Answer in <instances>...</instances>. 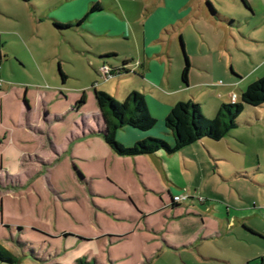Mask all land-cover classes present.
I'll list each match as a JSON object with an SVG mask.
<instances>
[{
  "label": "rangeland",
  "instance_id": "374dc122",
  "mask_svg": "<svg viewBox=\"0 0 264 264\" xmlns=\"http://www.w3.org/2000/svg\"><path fill=\"white\" fill-rule=\"evenodd\" d=\"M50 1L53 0H0V86L10 89V93L3 92L4 89L3 94L0 95L2 105L0 127L3 126L2 137L6 138L9 131L10 133L12 131V134L24 141V147H16L15 142L12 144V152L19 158L16 161L18 164L12 165V171L16 170L15 176L2 171L6 167L7 158L3 156L1 160L0 224H48L50 232L27 231L23 232V236L30 239L31 236L37 237L41 234L45 244L50 243L53 247H57L59 243L58 249L62 253L58 260L64 257L65 261H70L77 256L95 252V241H79L78 237L81 236L73 233L76 230L79 231L77 224H92L95 227L98 223L118 224V226L110 227L111 233L113 236H123L124 229L122 230L119 225L122 221L120 222L117 218L119 216L128 218L135 209L133 206L126 205L128 203L132 205V200L142 204L145 202L144 197L152 191L148 189L146 191V188L138 181L135 190L123 188L121 182L117 183L111 179L110 161L104 158V154L99 150L88 147L77 149L74 158L71 157V151L66 150L62 156L66 157L67 162L63 164L61 158L51 165V170H46L51 163L42 162L40 156L47 157L50 152L48 145L45 144L48 131L53 130V141H58L60 136L56 135L68 130V126H72L75 122L73 116H76L75 113L67 110L69 106H65L63 99L57 98V91L54 89L59 87L63 89L62 95L69 96L70 92L76 89L81 91L93 83L96 86L102 85L99 88L106 92L109 78L108 75L103 74V68L107 66L99 65L101 61L94 51L115 49L116 52H113L112 56L105 54L108 52L98 53V55H106V57L101 56L102 59L104 58L103 62H115L122 55L120 51L133 50L137 45V41L134 43L131 38L95 37L84 30L80 24L76 26L71 22L60 23L46 15L40 17L36 16L38 13L34 14L33 7L46 8ZM114 1L121 13L124 10L123 16L126 21L131 20L137 25L139 23L136 21L134 11L142 9L140 16L141 19H145L147 11L151 6L153 7L151 3L155 2V0ZM171 1L174 3V0ZM246 1L248 5H251L250 8H247L242 0H180L174 3L171 12H174L178 20L176 24L167 25L164 28V36L161 37L163 41L156 42L161 45V49L169 50V60L174 67L176 66L178 81L181 78L177 72V65L179 63L184 65L185 54L190 62V70L194 65L205 68L197 71L196 80L206 77L203 80L207 81L205 84L209 87L196 89L197 95L203 94L205 89L208 91L207 94L210 91L216 94L217 87L211 85L220 86L225 83V77L218 76L219 71H215L217 66L224 67L227 74L231 76L233 74L240 77L238 71L242 74L248 72L252 68V61H258L264 56V0ZM89 7L86 4V12ZM58 11L59 9L56 10ZM114 16L119 22H124L122 18ZM168 19L169 16L166 20ZM54 22L69 26L56 28L53 26ZM12 32L15 34L12 35ZM137 32L139 35L140 26ZM180 39L183 42V48ZM138 43L140 45L139 41ZM14 55L28 64L30 63L27 59L30 58L35 68L33 71L36 70L37 75L29 70L28 64L21 67L22 62L17 61ZM36 63L39 64L36 65ZM92 63L96 67L92 66ZM58 68L66 75L63 82L58 75ZM40 69L44 73L45 80L40 76ZM263 74L264 72L261 76ZM261 76H254L253 81ZM250 80L251 78H246L245 81ZM180 81L186 85L182 80ZM13 86L20 87L21 91L24 86H27L28 92L24 93L27 108L33 106L31 93L37 95L40 106L42 103L41 109L31 110L32 120L23 119L13 101L7 102ZM115 87V85L112 86V91ZM116 89L119 90L120 85ZM53 90L54 95L44 96L45 92L51 93ZM189 95L192 100L191 94ZM109 96L117 102L123 99L113 92ZM236 100H240V94L237 95ZM88 102L84 100V105H88ZM54 115L59 116V120L56 121ZM5 121L8 125L4 124ZM26 127H28L27 131L24 130ZM104 145L107 147L106 144ZM208 149L212 153H218L216 161L208 156L206 148H186V150L194 151L196 155L194 159L199 161L198 182L196 181L199 184V190L187 192L190 199L196 202L198 209L214 206L216 213L220 211L217 206L224 205L230 209L228 210L230 216L243 212L241 218L245 222L264 224V217L251 211L254 208H264V108L244 105L237 118V126L221 139L210 141ZM98 156L102 161L104 160L103 165L108 176L103 175V165L96 163ZM73 168L76 169L77 176L72 175ZM235 171H249L251 176L248 179L233 178L230 174ZM37 174L39 175L37 179H26V176ZM189 176L193 180L197 177L193 174ZM154 178L155 187H165L164 191H166L168 187L163 176H159L158 169L155 171ZM150 182H153L151 178ZM114 183L118 185L116 187L119 190L113 189ZM169 187L173 189L171 184ZM135 193H138L142 200H138ZM186 201H189L188 198L179 201L178 204H184ZM224 223L228 224L227 221ZM58 226L69 227L71 230H65L64 235L62 231L55 230ZM72 228L76 230L73 231ZM80 228L83 230L81 226ZM6 235L9 237L8 230L0 228V245L11 250L13 254L17 250L14 245L8 247ZM18 235L23 238L21 233ZM157 237L159 245L161 241L159 236ZM56 239L59 242H56ZM127 245L131 246L132 243L125 242L122 247L126 248ZM120 246L121 243L115 249H119ZM231 250L230 247L229 252ZM96 254L100 256V251ZM149 261L148 257L142 256L138 264H150ZM156 264H169V253H165Z\"/></svg>",
  "mask_w": 264,
  "mask_h": 264
},
{
  "label": "crops",
  "instance_id": "0c3cea01",
  "mask_svg": "<svg viewBox=\"0 0 264 264\" xmlns=\"http://www.w3.org/2000/svg\"><path fill=\"white\" fill-rule=\"evenodd\" d=\"M176 1L180 0H174V3ZM92 3L97 4L99 8L90 12L87 18L80 23V26H83L84 30L95 37L105 39L131 38L134 43L137 41V45L134 46L133 50L120 51L122 53L119 58L120 63L118 62L119 59L115 61L116 63L102 61L104 58L102 59L101 56H112L113 52H116L115 49L94 51L99 61H101L99 65L105 64L107 68L109 67L106 92L109 95L113 92L116 96L124 98L131 91H141L148 113L156 120L155 125L146 131H140L127 125L119 127L115 131V139L124 146H130L135 141L148 136L160 137L168 143H173V135L164 127L163 119L175 103L189 100V94H191L193 101L199 105L203 104L200 108L205 113L204 115L214 117L222 103L236 100L237 95L249 83L253 82L254 76H261L262 72H264V56L258 61H252V68L248 72L242 74L241 71H238L241 75L240 77L233 74L231 76L227 74L224 67L217 66L215 71H219V73L216 72L219 74L218 76L225 77V83L220 86L211 83V86L218 89L216 94L210 93L211 91L207 94L208 91L205 89L203 94L199 93L197 95L196 89L208 88L209 86L205 84L207 81L203 80L206 77H200L196 80L197 71L205 68L200 65H194L189 70L188 83L183 85L180 81L181 79L177 80L176 66L174 67L171 60H169V50L166 48L161 49V45H158L156 42L163 41L161 37L164 36V28L170 23L176 24L178 20L174 16V12H171L174 5L171 0H155V2H152L153 7L151 6L147 11L145 19H141L140 16L142 9H136L134 15L139 25L131 20L126 21L123 16L124 10L121 13L114 0H77L75 2L73 0H53L50 1L46 8L33 7L32 10L34 14L38 13V15L35 14L36 16L43 17L46 15L53 21L60 23L71 22L74 25L75 20L80 19L86 13V4L90 6ZM249 7H251L250 4ZM57 9H59L58 12H56ZM114 15L122 18L124 22H119ZM167 16H169L168 20H166ZM138 26H140L139 35L137 32ZM14 34L12 32V35ZM138 41L140 45H138ZM102 52L108 53H105L106 55H98V53L101 54ZM14 57L17 61H21L16 55ZM27 60L31 64L30 58ZM122 60L125 61V64H122ZM27 64L22 62L20 66L25 67ZM30 64L27 65L29 70L37 75V71H33L35 69L34 65ZM91 65L95 66L93 63ZM182 68L183 63H179L177 65V72L180 78ZM39 71L41 78L45 80L42 69ZM123 71L127 73L125 74ZM117 72H122V74L116 75L115 73ZM246 78H251V80L246 82ZM113 85L116 87L120 85V89L117 90L115 87L112 91ZM92 86L100 89L99 87L102 85L96 86L91 83L86 89L81 91L80 89H76L70 92V98L66 94L62 95L61 90L63 91V89L59 87L54 89L57 91V98L63 99L65 106H69L67 110L70 113H75L76 116H73L75 122H73L72 126H68V130L63 131L60 135H56L60 136L58 141H53V130L50 129L48 131L45 144L48 145L50 152L47 157L40 156L42 162L47 161L51 163L46 170H51V165L61 158V162L65 164L67 159L62 154L66 150H70L71 157L74 158L77 149L80 150L81 148L85 149L88 147L89 149L99 150L104 154V158L106 157L110 161V176L113 181L117 183L121 182L122 187L125 189L132 188L134 190L135 187L137 188L138 181L146 188V191L148 189L152 193H148L144 197L145 202L142 204H138L132 200V205L130 203L126 205L128 207L133 206L135 209L133 214L129 215L128 218L121 216L117 218L120 222L122 221L119 225L122 230L124 229L123 236H113L111 233L112 229L110 227L118 226V224L98 223L96 227L92 224H77L79 225V231L72 228L73 231L76 230L73 233L82 237H78L79 241H95V252L81 257H84L85 260L88 258L93 259L94 264H138L141 257L145 256L150 259V264H156L165 253H169V264H264V224H249L245 222L241 218L243 212L230 216L228 214V210L230 211V209L224 205H218L217 208L220 211L216 213L214 206L198 209L195 205L196 202L190 199V197L188 198L189 201L184 202V204H171V197L173 195L181 192L189 193L191 190H199V184L196 183V181L198 182L197 166L199 161L194 159L196 156L194 151L186 150V148H206L208 156L216 161L218 153H212L208 149L210 141L213 140L202 138L172 154L156 151L154 153L134 156L115 155L108 146L104 145L105 143L97 134L98 130L104 127V119L94 101ZM4 89L5 91L3 92L10 93V89L7 90V87L0 86V95L3 94L2 90ZM11 89L12 93L7 98V102L11 103L13 101L19 115L23 119L32 120L30 116L31 110L33 108H42V103L40 106L37 95L31 93L33 94V106L27 108V102L24 99V93L28 92L27 86H24L22 91L20 87L16 86H13ZM54 90L52 91L53 93L45 92L44 96L49 95L51 97L55 94ZM237 92L239 93L237 94ZM81 93L84 94V100L89 101L88 105H84L83 103L78 109H73L72 105ZM58 118L59 116L54 115L56 121L59 120ZM4 124L8 125L6 121ZM2 127H0V165L4 156L7 158V164L2 171L15 176L16 170L12 171V165L18 164L16 161L19 158L14 156L12 144L15 142L14 145L16 147H24V141L12 134V131L11 133L9 131L6 138L2 137ZM24 130L27 131L28 127L24 128ZM96 158V163H99V165L104 164V160L102 161L100 156ZM12 159L14 160L13 163ZM155 168L158 169L159 176L162 175L165 180L166 187H168L166 191H164L165 187H155ZM71 173L72 175H78L74 168L71 170ZM190 174L197 175L196 179L193 180L189 176ZM103 175L108 176L104 165ZM230 176L237 179H248L251 174L249 171H235ZM221 177L226 179L223 175ZM27 178H31V180L37 179L39 175H29L26 176ZM150 178L153 181L152 183L150 182ZM169 184L172 185L173 189H170ZM116 186L118 185L114 183L113 189L117 190ZM135 196L138 200H142L138 193H135ZM115 197L118 198L117 196ZM251 211L264 217V208L262 207L254 208ZM225 221L228 224H225ZM6 225L7 227H4L3 224H0V228L8 230L9 237L15 234L17 227H20L22 237L25 240L27 238L23 236V232H50L48 224ZM55 230L64 232L65 230H71V228L58 226ZM157 236H159L161 241L159 245ZM9 237L6 235L5 239H7L8 247H12L13 244L8 240ZM41 237V234H39L37 237L31 236L27 240L36 249V252L39 254L38 256L44 260L41 262L32 258H20L14 264H75L74 261L76 258H79L78 256L70 261H65L64 257H62V260H58L62 253L58 249L59 243L57 247H53L50 243L45 244V240L41 239ZM124 240L125 242H131L132 245H127L128 247L126 248L125 246L122 247L125 243L122 242ZM55 241L59 242L58 239ZM120 243V248L115 249ZM230 247L232 250L229 252ZM9 251L11 252V250ZM99 251L100 256L96 254ZM15 253L17 254V252ZM15 253L13 254L15 255Z\"/></svg>",
  "mask_w": 264,
  "mask_h": 264
},
{
  "label": "trees",
  "instance_id": "16d2710c",
  "mask_svg": "<svg viewBox=\"0 0 264 264\" xmlns=\"http://www.w3.org/2000/svg\"><path fill=\"white\" fill-rule=\"evenodd\" d=\"M247 8H250L246 0H242ZM209 4V3H208ZM99 6L92 3L89 10L78 20L75 25L83 22L90 12L97 10ZM213 14L214 11L212 10ZM56 28H64L69 25L53 23ZM180 44L183 42L180 39ZM109 55V54H108ZM125 64V61H121ZM190 62L186 54L184 55V65L181 71V80L188 83ZM58 75L64 81L65 74L58 68ZM123 73H127L123 71ZM121 75L122 72L115 73ZM92 95L98 110L104 119V127L98 130L97 134L102 141L109 147L113 154L118 156H134L163 151L172 154L183 147L192 144L202 138L219 140L231 129L237 126V118L242 112L244 105L261 106L264 108V74L257 80L248 84L240 93V100L232 103H222L216 115L212 118L206 117L200 110L199 104L193 100L178 101L175 103L163 119L164 127L173 135V143H168L160 137L148 136L144 139L135 141L130 146H124L115 139V131L123 126L135 128L140 131L151 129L156 120L148 113L145 101L141 93L137 91L129 92L121 102L115 101L106 92L92 86ZM84 103V94L81 93L72 105L73 109H78ZM173 197V196H172ZM171 204H177L172 200ZM7 227L6 224H3ZM246 228V227H245ZM15 234L8 238L15 246L17 254L13 255L8 249L0 245V264H14L20 258H29L43 261L39 257L36 249L28 240L19 237L21 228L17 227ZM248 230H251L247 228ZM18 233V234H17ZM62 234H66L62 232ZM75 264H94V260H85L84 257L75 259Z\"/></svg>",
  "mask_w": 264,
  "mask_h": 264
},
{
  "label": "built area",
  "instance_id": "2783aa9c",
  "mask_svg": "<svg viewBox=\"0 0 264 264\" xmlns=\"http://www.w3.org/2000/svg\"><path fill=\"white\" fill-rule=\"evenodd\" d=\"M108 68H103V74L104 75H108ZM187 198H189V195L187 192H181L179 194L173 195L172 200L176 203H178L181 200H186Z\"/></svg>",
  "mask_w": 264,
  "mask_h": 264
}]
</instances>
